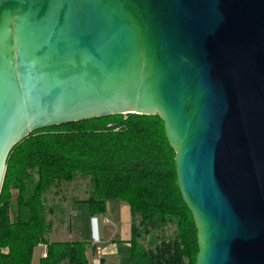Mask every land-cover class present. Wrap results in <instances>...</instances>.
<instances>
[{"label":"water","instance_id":"1","mask_svg":"<svg viewBox=\"0 0 264 264\" xmlns=\"http://www.w3.org/2000/svg\"><path fill=\"white\" fill-rule=\"evenodd\" d=\"M159 117L196 264H264V0H0V194L33 133Z\"/></svg>","mask_w":264,"mask_h":264},{"label":"trees","instance_id":"2","mask_svg":"<svg viewBox=\"0 0 264 264\" xmlns=\"http://www.w3.org/2000/svg\"><path fill=\"white\" fill-rule=\"evenodd\" d=\"M79 181L87 198L73 203H85L92 217L106 214L110 201L128 205L132 264L197 263V231L164 124L157 116L124 115L40 130L13 149L0 194V264H32L41 245V264H89L87 243L50 242L56 208L46 195Z\"/></svg>","mask_w":264,"mask_h":264},{"label":"rangeland","instance_id":"3","mask_svg":"<svg viewBox=\"0 0 264 264\" xmlns=\"http://www.w3.org/2000/svg\"><path fill=\"white\" fill-rule=\"evenodd\" d=\"M86 184L79 181L77 184L64 185L59 189L52 190V192L46 195L48 204L51 207H55V212H52L50 220L54 223L53 233L58 235L61 232L65 233L66 238H70L74 241L84 240L87 234V227L90 224L91 234L93 240H97L99 237V222L102 218L99 216H90L88 208L85 203L77 202L73 203V200H85L86 196ZM59 195H58V193ZM14 199L17 197V192H13ZM107 217L110 222L117 229L119 234L116 235V239L131 238V219L128 205L121 201H110L106 206V214L101 215ZM168 237L175 235V227L169 226L166 229ZM118 250L119 254L116 255L119 264H130L128 261V249L126 246H122Z\"/></svg>","mask_w":264,"mask_h":264},{"label":"crops","instance_id":"4","mask_svg":"<svg viewBox=\"0 0 264 264\" xmlns=\"http://www.w3.org/2000/svg\"><path fill=\"white\" fill-rule=\"evenodd\" d=\"M87 206V205H86ZM129 208V207H128ZM130 213V210H129ZM99 217V216H98ZM102 220L99 222V230L95 229L94 231H99V237L97 240H93L92 234H91V226L90 224L87 227L86 231V238L84 240H78L74 241L70 238H66L65 231L59 233L58 235L52 234L50 238L51 243H77V242H83L88 244V252H87V258L89 261V264H119L118 261H112L117 260L116 255L119 254L118 250L120 248H124L122 246H126L125 248L128 249V261L130 264L131 257H130V241L131 238H123V239H116V235L119 234V229L116 230V228L113 226L110 220L104 216H100ZM131 219V214H130ZM132 224V223H131ZM132 233V231H131ZM47 246L41 245L37 247L33 254V260L32 264H41L44 257L43 255L46 253Z\"/></svg>","mask_w":264,"mask_h":264},{"label":"built area","instance_id":"5","mask_svg":"<svg viewBox=\"0 0 264 264\" xmlns=\"http://www.w3.org/2000/svg\"><path fill=\"white\" fill-rule=\"evenodd\" d=\"M43 257H44V258H46V257H47V250H46V253L43 255Z\"/></svg>","mask_w":264,"mask_h":264}]
</instances>
